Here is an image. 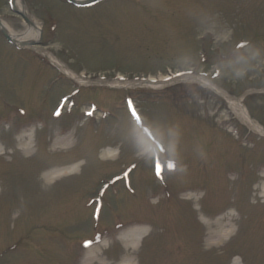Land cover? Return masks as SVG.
I'll return each instance as SVG.
<instances>
[{
  "label": "rangeland",
  "instance_id": "obj_1",
  "mask_svg": "<svg viewBox=\"0 0 264 264\" xmlns=\"http://www.w3.org/2000/svg\"><path fill=\"white\" fill-rule=\"evenodd\" d=\"M25 1L44 27L47 48L79 72L209 74L213 84L176 81L154 91L130 85L110 92L97 84L79 96L71 117L53 119L54 104L73 86L64 81L68 84L46 90L56 70L40 64L32 53L14 50L0 34V111L20 112L24 104L29 119L49 117L28 130L23 129L27 119L0 128V264H73V249L68 254L53 238L41 240L47 225L58 235L75 237L77 245V238L91 230L93 209L85 208V199L124 165L136 178L135 198L126 196L121 183L111 199L120 212L122 203H130L136 212L122 213L133 221L147 219L153 228L135 244H130L134 238L112 237L115 244L100 252V259L121 264L123 255L131 254L132 261L122 264H264V223L256 216L264 204V139L239 120L228 101L250 90L252 97L243 103L264 125V0H135L139 6L133 0H106L90 9L63 0ZM11 5L0 0V16L21 29L22 16ZM210 55L227 62L212 64ZM126 93L135 99L141 121L181 163L182 172L161 180L151 175L152 145L129 117ZM89 99L112 114L85 116ZM51 171L61 172L48 181L44 175ZM161 186L155 194L177 197L174 205L149 201ZM190 189H202L204 195L179 196ZM234 197L240 203L248 199V213L236 203L230 208ZM200 209L233 224L231 235L210 243L211 229L202 222ZM113 214L109 210L106 220H117ZM243 214H248L247 222ZM28 232L29 240L7 247ZM34 239L40 244L31 243Z\"/></svg>",
  "mask_w": 264,
  "mask_h": 264
},
{
  "label": "bare ground",
  "instance_id": "obj_2",
  "mask_svg": "<svg viewBox=\"0 0 264 264\" xmlns=\"http://www.w3.org/2000/svg\"><path fill=\"white\" fill-rule=\"evenodd\" d=\"M15 4L17 5L16 7L22 11L25 16L29 19L30 23H27L24 19L19 20V23L23 25L21 29H16L14 28V23H11L8 20H2V24L4 27L8 30V32L18 41H37L42 30V25L39 23L37 18L28 10L27 7H23L21 4V0H15ZM50 54V53H47ZM51 55V54H50ZM51 59L61 67H63L62 63L55 58L54 56L51 55ZM69 75L72 76L73 78H78L76 74L73 72L68 71ZM198 79V78H196ZM206 82V81H205ZM207 83V82H206ZM228 101L230 104V108L234 110L233 112L235 115L245 124H247L251 129H254L256 132H261L262 127L258 124L257 121L253 120L250 115L248 114L245 106L243 105V99L242 98H234V97H228ZM29 145H25V149H29ZM110 154H114L111 152ZM67 171V170H66ZM58 172L60 173L61 171H55V172H47L44 177L46 180L49 181L50 176H58ZM202 221L211 229V235L209 238L210 243H221L226 237H229L232 233V224L230 222H224L223 218L219 219L217 222L212 221L211 218H206L203 216ZM220 226L218 231L213 230L217 229V227ZM146 234V229H137L135 232H130L124 235L123 239H132L130 244H135L136 239L139 236H143ZM104 247H107L106 244H101L93 249H91L88 252V255L81 264H91L92 262H100L99 264H109L106 263L105 260H102L99 258V255L102 253V250ZM135 251V249H134ZM101 252V253H100ZM131 253V251H129ZM131 256V257H130ZM123 260H120V263L122 264L124 261H132L133 255L127 254L126 256L123 255ZM132 258V259H131ZM108 261V259H107ZM237 264V263H234Z\"/></svg>",
  "mask_w": 264,
  "mask_h": 264
},
{
  "label": "snow or ice",
  "instance_id": "obj_3",
  "mask_svg": "<svg viewBox=\"0 0 264 264\" xmlns=\"http://www.w3.org/2000/svg\"><path fill=\"white\" fill-rule=\"evenodd\" d=\"M240 47H243V45H240ZM177 75H183V73H177ZM128 107H129V109L131 110V115H132V117H133V118L139 123V122H140V116H139V114L137 113L135 107L132 105L131 100L128 101ZM56 114L59 115L58 112H57ZM90 114H91V113H89V115H90ZM143 131H144L145 133H147V134L149 135V137H151L152 134H151V132H149V129H148V128H144ZM133 167H135V166H133ZM155 167H156V169H157L156 174L159 176L160 173H161V171H162L161 165H160L159 163H156ZM168 167H169V168H173L174 165L169 164ZM126 175H127V173H126Z\"/></svg>",
  "mask_w": 264,
  "mask_h": 264
},
{
  "label": "water",
  "instance_id": "obj_4",
  "mask_svg": "<svg viewBox=\"0 0 264 264\" xmlns=\"http://www.w3.org/2000/svg\"><path fill=\"white\" fill-rule=\"evenodd\" d=\"M71 1H74V0H71Z\"/></svg>",
  "mask_w": 264,
  "mask_h": 264
}]
</instances>
